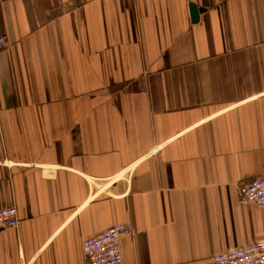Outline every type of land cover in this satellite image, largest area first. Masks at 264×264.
I'll use <instances>...</instances> for the list:
<instances>
[{
	"label": "crops",
	"instance_id": "1",
	"mask_svg": "<svg viewBox=\"0 0 264 264\" xmlns=\"http://www.w3.org/2000/svg\"><path fill=\"white\" fill-rule=\"evenodd\" d=\"M202 9L192 22L189 5ZM0 264H212L264 242V0H0Z\"/></svg>",
	"mask_w": 264,
	"mask_h": 264
},
{
	"label": "built area",
	"instance_id": "2",
	"mask_svg": "<svg viewBox=\"0 0 264 264\" xmlns=\"http://www.w3.org/2000/svg\"><path fill=\"white\" fill-rule=\"evenodd\" d=\"M6 42L0 38V51L6 48ZM239 201L264 209V174L249 181L241 182L237 187ZM19 218L14 206L0 209V231L18 228ZM131 234L125 225H113L84 240L82 253L87 264H122L120 241ZM212 264H264V242L234 248L214 255Z\"/></svg>",
	"mask_w": 264,
	"mask_h": 264
},
{
	"label": "water",
	"instance_id": "3",
	"mask_svg": "<svg viewBox=\"0 0 264 264\" xmlns=\"http://www.w3.org/2000/svg\"><path fill=\"white\" fill-rule=\"evenodd\" d=\"M189 9H190V13H191L192 22H196L198 20L199 14L203 12L202 9H198L193 4L189 5Z\"/></svg>",
	"mask_w": 264,
	"mask_h": 264
}]
</instances>
